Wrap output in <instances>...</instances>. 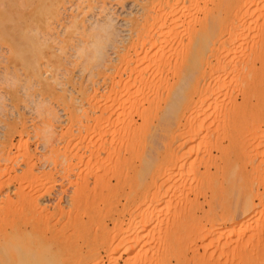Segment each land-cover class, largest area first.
Masks as SVG:
<instances>
[{
  "label": "rangeland",
  "instance_id": "1",
  "mask_svg": "<svg viewBox=\"0 0 264 264\" xmlns=\"http://www.w3.org/2000/svg\"><path fill=\"white\" fill-rule=\"evenodd\" d=\"M60 1L62 0L59 1L57 0V2L55 0H31L30 2H26V0H0V156H2L1 152L2 154H5L6 152H13V154L16 153L15 155L17 156L19 155L18 152H20V154H22L21 152H33L36 155V157L34 156L36 158L35 162H39L37 158L41 159L42 155L47 152L49 153L52 152V156L55 154L57 156L58 153L60 152L61 153L71 152L72 150L73 152H75L76 148L77 150L79 149L78 150L79 152H86L84 151L86 150V146L88 144H91L90 141H94L95 138L94 136L95 132L93 131V127L89 128L88 130L87 129L84 130V127H81L79 133L82 136L80 135L81 136L80 138L78 136L79 134H77L79 131V127L77 126L78 124L75 121L73 122V120H72L73 122L72 124L71 120L68 119L67 110H65L66 107L63 104L64 102L62 101V99L64 100V96H65V98L68 97L67 98L68 100L71 96H73V101L78 100V102L86 103L85 100L81 99L80 86L81 87L87 86V84L92 82L91 79L95 81L96 84L93 83V85L95 84L94 86H96V89L100 88L98 89V92L101 95L99 94L100 96H98V98L99 97L101 98V96H105L104 94L107 92L106 91L107 84L102 78V74L101 73H100L101 75L98 74L99 73L98 69L101 70L102 66L95 64L96 61L94 59L93 60H89L87 58L84 59L85 57L81 55L80 56L77 55L76 57L73 53L74 50L72 46L77 44V39L81 37L80 33L82 29L84 30L85 27H88L91 24V22L93 23V21H97V19L98 21H101L106 11L111 12V15L115 17L114 23L116 25L115 40L112 42L113 44L110 43L106 48V52H107L106 58H108L109 62L111 63L108 62L106 64L107 66L116 64L115 66L110 67V69L111 68L114 69V70L111 69V71L112 73L115 72L114 74L116 79L119 80L116 74V72L119 69L120 71H123V80L126 81L127 79L129 72L121 70L124 67L125 63L123 62L122 64L123 66L121 65L123 60L121 59L120 54L122 55L128 53L127 54L128 57L130 54H133L134 47L132 46L133 47L132 49L131 45H129L131 44L129 43L130 40L128 39H131V37H133L135 31L134 30L130 31L129 30L130 26L128 27L127 25L128 23L125 22L128 19V17L130 16L133 17L134 15H138L137 13L139 11L138 10L139 5H137L133 0H63L62 1L63 3L62 2L60 3ZM184 2L188 4L186 5L184 3L185 6L187 7L189 6L191 9V12L189 9L186 10V14L189 15L191 13L190 14L191 16L186 15L187 17L185 16L184 18V21L187 20L184 22V29H183V32L185 30L186 34L183 33L185 35L184 36L182 35V37L184 38L182 39V41L184 42L185 47H187L186 46L188 42L187 38L189 37L188 35L191 33L190 31L197 30L199 27L196 28V26H200L199 23H201V21L203 23L206 22L204 20L206 9H203L204 6L203 2H205V6L206 3L208 4V6H210L209 5L210 2H208V0H204V1L185 0ZM227 2H223V3L228 4ZM26 3H29L31 5H28ZM57 4L59 5V7ZM262 4H264L263 0L260 1L259 4H257V6L255 7L256 9L254 8L256 11L251 12L250 18L247 19L248 22L247 21L245 22V29H246L245 36L247 35L248 36L244 37L245 39L243 42L242 40H240L241 42L239 41L237 46H235L236 48L234 47L236 55L235 58L234 56L232 57L233 58L232 63L234 66L228 69L229 73L227 72V74L229 76L224 75L226 73H223L221 70V78L219 77L220 79L219 81L218 80L216 81V79H213L212 80L213 82L211 80H207L208 82L211 81L209 82L211 86V90L209 89L210 92L212 91V89L214 91L211 92L212 94L210 95V97L212 99L210 98V103H208L209 106L206 103L200 108L198 107V105L200 104L198 102L199 95L198 98H196L197 97L196 94L199 90H197L196 92V90H193V88L190 89L193 92L195 91L194 93L191 91H190L191 93L189 92L187 93L188 90L184 91L185 92L184 95L186 96V97L184 96L185 98L184 103H186L184 104L185 107L183 105L182 107L180 104L173 105L174 102L172 103V100L173 101L175 100V96L179 92V90H175V88L173 90V87H171V85L173 84L174 76L172 75V72L171 73L169 72L168 74L166 72L167 75L165 76L168 80L167 82L170 81V86L163 88L161 90L164 92V93L161 92V95L159 94L161 98L159 97L158 99L161 100L159 102H157L158 99L155 100L156 104L154 103L155 101H152V104L154 103L153 107L150 102L149 104L145 102L142 106V109L140 108V110L137 113L134 112L133 113L134 115L132 114L133 115V119H132L133 121L131 122L132 124L128 122L129 123L128 125H132V129H133L139 127L142 122L141 112L143 113L148 107H152L153 110L151 109V114L154 113L152 118L153 123H151V128H152L151 130L153 136L152 134H150V138L152 140L148 138L151 141L150 143L149 142L146 143V144L149 143L148 145H145L146 148L144 147V150H146V152L145 151L136 152L137 155L134 154L135 156H133L132 158L133 162L131 161V164L129 163L130 161L128 162L126 161L127 163L130 164V166L129 164L128 166L126 165L127 169L126 168L125 169L127 170V173L126 170H124L125 172L121 170L122 168H124L125 164H127L125 163V160L123 158L124 161H122V163L125 164L124 166H122L123 164L120 163L119 168L122 167L120 170L123 171L124 174L129 173L130 177L127 176L124 179L126 182L122 180V182L120 181V183H117V180L114 177L112 176L110 177V182H111V184H109L110 188L108 187L107 184V188H104L105 191L104 195L102 197H99V200H96L97 203L95 205L96 207L95 209L98 212L99 211L101 212L100 214L102 216V219L104 220L103 222L107 225V227L104 228L103 232L102 230H98L95 232V234L93 233L92 235L93 239H95L96 242H99L100 237L104 238L105 235L107 236V240H108L111 237L110 234L111 231L114 228L118 229L119 225L121 228L119 229L123 231L121 236L122 238L127 237L133 232L138 234L139 238L141 239V242L139 245H137L132 255L133 261L130 260L128 261L129 263H127V261L125 260H127V258L129 257L125 252V250L121 249L120 252L118 251L119 252L118 256L120 255L119 264H162V263L163 264H217V263L220 264L221 262L225 264L226 260L228 262L230 259L226 258L228 256L223 257L221 255V251L223 250L222 254L225 256L226 253L224 254V252H226L225 250L226 248L223 246H225L227 242L232 241V240L227 241L225 237H227V234L229 235V232L231 231H233L231 232V234L233 233V235H231L232 238L240 235L239 236L240 240L243 239L241 240L242 243L245 242L250 244L249 246H247L248 249L246 248V251H244L243 249V251L239 253V256H241L240 258H243L241 260L243 264H247V263L251 264V262L253 263L261 260L260 258L263 259L264 257V155H263L264 154V67H263L264 55L261 57L262 59L257 57V54L261 53V51L263 50L262 48H264V45L262 44L263 41L260 38L261 37L260 35L264 33V12H262L264 11L263 9L264 5L262 6ZM55 5L56 8L58 7V9H54ZM258 5H260L259 8ZM205 6L204 8H206ZM226 6H225L226 11H229V9L227 10V8H229L228 5ZM223 8L224 7L222 5V8L220 10H223ZM254 9L252 11H254ZM188 11L189 13H187ZM223 12L225 11L223 10L221 11V13L219 12V14L222 15L223 17L224 16L226 17V15ZM229 13L226 12V14ZM125 18L127 19L125 20ZM229 18H231L232 21H235V23L236 20L240 21V19H242V17L240 19H238V17L237 18L233 17L235 18V20H233L232 16ZM72 19H75V21H77L79 25V28H81L77 30V32L79 31L78 33L76 32V30H73V32H71L72 31L71 24H73L74 22V20ZM198 19H200V21ZM224 20H225L224 22H226L227 20L230 19L227 18V20L226 19ZM83 22L84 24H82ZM197 22H199L198 25ZM28 24L29 27H27ZM52 25L54 26L52 27ZM51 29L52 31H50ZM172 30L173 32H175L173 28ZM237 30H236V36H238L241 39L242 34L240 33H242V31L240 30L237 31ZM180 33L181 32H179V34ZM47 34L50 35L49 36L50 38L48 37ZM223 34L226 35L225 37L227 38L228 36L227 32H224ZM36 35L39 38V40L36 39L37 38ZM172 35L175 34L172 33ZM224 35L222 39H226ZM28 36L29 38L31 37L29 40H28ZM135 37L136 36L134 35L133 38ZM226 44L228 45V42ZM260 45L262 46V48ZM122 48L123 49L127 48L125 50V53H122L124 51ZM128 49L129 52H127ZM119 51H121V53H118ZM119 57L121 60L119 59ZM173 60H175V57L173 58ZM37 64H39V66L43 70V74L41 77L42 79H40L41 81H39V79L36 78L35 74H33V70L37 68L34 65ZM216 64L218 65V63ZM96 65L98 66L96 67ZM116 66H120L117 67L118 70L116 69ZM95 68L98 69L96 70ZM220 69L221 67H219V69L217 68L218 71ZM111 71H108V73L109 72L111 73ZM92 72L93 73L95 72L94 73L95 76L91 75L93 74ZM62 73L65 76H63ZM218 73H220V71ZM53 76L57 77L63 83L66 81L63 86L66 89L65 91L55 88V90L56 91L58 90L59 92L58 91L53 92L50 89L51 87L50 88L48 87V85L51 83V80H53L54 78ZM124 77L126 78L124 79ZM159 80L165 81L164 78L163 79L159 78L158 81ZM132 82H134V80H131L130 83L132 84ZM208 82L205 81V83L203 84V88L200 89V91H202L204 94H205L204 91L207 90L208 88V85H206L208 84ZM52 83L54 82L52 81ZM218 85L221 90L218 88ZM215 88H218V91ZM63 92H65L66 95ZM203 93L200 92V95L201 94L203 95ZM187 94L190 95L191 97L190 99H188L189 95ZM56 95L59 97H57ZM113 96L114 97L117 96L116 98H114L115 100L118 99V95L112 94L111 97L113 98ZM172 96L174 97L172 98ZM243 96H245L246 98ZM195 98L198 100H195ZM186 99L189 101H187ZM211 102L213 103L212 105H210ZM62 104L64 105V107ZM156 105L159 107H157ZM188 105H190L189 108ZM176 106H181V109L183 108V110H181L180 107H176ZM44 107L45 109L50 107L51 110L55 112L56 117L53 120L51 115H49V113L47 114L48 109L47 111H45ZM202 108L203 109L205 108L204 109L205 112H203ZM165 111L169 114H167ZM180 111L181 113L183 111L184 115L181 114ZM163 112H165V114ZM97 114H99L98 110H97ZM178 115H179V119L183 115V117L181 118L182 122L179 126H177L178 125L177 122L174 121L176 116L178 118ZM23 118L25 121L24 123H26L27 125L23 124L22 122ZM46 121L52 124L48 129L51 130V133L52 131L54 132L52 134L53 137L50 136L49 138L48 135L49 132L46 129L47 126H45ZM167 123L168 125L170 123V125L167 126ZM123 124H125L123 125V128L128 126L126 125L127 123L123 122ZM154 128L155 130L157 128L158 131L157 130L156 131L158 133L154 132L155 131L153 130ZM23 129H25L26 131ZM70 131L72 133L74 132L73 134H76V136L80 138L78 142L75 141L76 142L75 144H74V140H69L70 137L69 135L72 134ZM191 133L194 135H192ZM46 134L48 135V140ZM124 134H125V129L120 135L115 136L118 139V143L121 142ZM92 138L93 140H91ZM113 138L110 137L109 140L108 139L105 140L106 150L110 149V146L113 145L112 143L117 142L116 139L113 141L112 140ZM79 143L82 144L81 145L82 147L80 145L78 147ZM75 145L77 147H75ZM96 145L97 147H99L98 146L99 143ZM153 145L155 149L157 148L156 149L157 151L155 152L156 153L155 157L157 156L156 158L158 159L156 158L154 159V165H153L154 174L153 172H151L152 176L147 174L148 176L146 180L149 183L150 181L148 180H152L153 182L152 184L153 186L154 185L155 186L153 188V186L150 185L148 187L149 189H147L143 184L142 187H140L141 185L139 182L143 183L142 180L139 179L140 177L138 178V182H136V180L134 179L133 174L136 173V171L132 170L133 168L132 166L134 167L139 166L141 160L143 159V157L141 158V156H144L146 154L145 157H147V152H148L147 150L149 149L150 146L153 147ZM168 148L169 149L172 148L174 152L176 151L180 153L182 152L184 155H188V157L190 158L189 160H193L196 157L200 160L201 158L199 157H201L202 155L204 156V154L207 152L210 153L211 155L216 156L217 158L220 157L221 155L220 152H231V154L232 152H235L234 154L231 155V157L233 156L232 159L235 161L234 162L232 160L235 164L233 165L235 166V174L233 178L235 187L233 190L231 202L226 204L227 202L225 200L224 201L227 208H231L230 212L233 215L232 217L239 218L240 223L239 221H237L232 225L231 223L232 219H228V218L224 219L225 212L228 209L222 202L223 200H221L223 199L222 195L218 196L217 201L216 199L214 201L210 200L211 198L209 197H206L205 199V197L202 195H201L202 197L201 196L198 197L199 199V200L197 199L198 201L195 200L196 199L195 191L197 190V188L199 187L201 188L205 186L204 184H206V180L208 179V177L205 176L207 177V179H205L203 175L198 173H193V171L189 169V165H191L192 163L191 164L188 163L189 164L188 167L183 168L184 170H182V167L181 168L179 167L180 164H178L177 167L175 166V168L174 167L170 168L171 163H169L170 160L167 159V157H169V154L167 152L169 151ZM172 149H170L171 152L173 151ZM53 152H58V153L54 154ZM103 153L104 155H107V152L106 153L103 152ZM128 153H129L128 151L126 152L124 151L125 156ZM138 153L139 154L143 153L144 155L143 154L140 155L139 158ZM148 153L150 154V152ZM236 154L237 156L235 157L234 155ZM111 155L109 157L111 159L113 157L114 160L115 155L114 154ZM56 156H54V158ZM160 157L163 158V160ZM5 158L6 157L3 158L4 162L2 161L3 159L0 158L1 159L0 179L3 175L1 173L3 172L5 166L8 165L7 164L8 162L7 163L5 162ZM159 158L160 161H158ZM113 162L114 161H112L111 167L116 165V163ZM4 163L6 164L5 166ZM160 163H163V166H161L162 164ZM18 164L19 163L14 165L17 173L20 172L22 168V164L20 163L19 167L17 166ZM54 164L52 165L49 164L44 168V170L46 169L45 171L48 172L46 173V175H44L46 177L43 178L41 176L42 178L40 180L42 182L44 181L45 183L46 182L45 179L48 177L47 179L51 181V184L52 183L54 184L56 190L61 189L60 182L61 183L63 182L62 184L65 183L64 186L68 190V193L69 192L71 193V191H73L72 189L76 188L75 183H78L79 179L77 178H79V176L75 175L74 177V175H72V179L74 181L73 184L75 185L65 181V179L64 182L63 179L61 180L59 178L60 176L58 170L60 166L55 167V169L57 168V170H55L53 167L55 166ZM157 165H159L158 171L156 168ZM166 166L168 168H166ZM211 168H212L211 170L213 171L214 167ZM49 169L53 172V173L51 172L53 175H51ZM202 169H204L203 166L201 167V170ZM6 170H7V166L4 172ZM189 171L190 172L192 171V173H189ZM47 174H50L52 177H50ZM191 175H194V177ZM54 176H56L55 177L56 181H54L53 178ZM202 177L204 179V182L200 183L203 181L201 180ZM50 178H52L53 182ZM58 179L60 180V182H57L59 181ZM198 179H200V181L196 182L198 181ZM4 180L5 179H3V181ZM40 180L37 181L39 182ZM3 181H1L2 184H4L3 186L0 182V189L2 190L0 192V205L2 204L1 199L5 198V194L9 195L12 199L16 198L15 189L18 190V188L15 187L19 185L18 182H16L14 184L10 183L12 186L7 187L6 186L7 180H5V182ZM92 182H93V177L90 178V184H92ZM191 182L192 183L194 182V185ZM195 183L197 187H195L196 186ZM51 184L47 182L45 185L47 187H51ZM136 184H139L140 186L139 185L137 186ZM111 185L114 186L111 187ZM143 187L146 188V189L144 188L146 191L149 190L148 192L150 194L147 192L148 195L146 196L144 195L142 197L141 201L144 202L142 204L141 201L140 202L138 201V196L136 195L137 194L143 195V193H139V190L140 192L144 190ZM117 190L119 194L117 193ZM106 192L109 193V196L107 194V198L105 197ZM155 193H157L158 196H156ZM144 194L146 193L144 192ZM154 194L159 202L158 201L152 202V198L155 197ZM68 197L65 196V199L62 200V204H61L62 206L66 207L68 205V201H69ZM159 197L161 199H158ZM207 199L209 204L206 201ZM56 200L51 199L50 201L45 202L51 212L53 211V208L56 205V203H58ZM193 200L195 201L193 202ZM210 202L215 203V205L212 203L213 205L211 206ZM190 204L193 205L190 206ZM248 204H250L251 207H249ZM189 206L190 208L191 207L192 208L190 209ZM245 206L246 208L249 207V210L250 209L251 210L247 212L248 214L246 213V215L243 217L242 214ZM222 208L225 211L222 210ZM143 209L146 212L145 217L144 215L143 216L141 215V213L145 214ZM184 209L186 210L184 211ZM210 212L212 213V215ZM185 213L187 214L184 215ZM147 215L149 219L151 217L150 222L151 224H153L149 227L150 231H152L150 234H147V232H142V230H138L137 228L133 227L134 221L141 222L142 219L143 220L146 219ZM141 216L142 218H139ZM132 220L134 221L132 222ZM115 221H120V222H115ZM114 222L119 224L116 225L118 227L115 226ZM220 226L224 228L222 229L221 232H216V229L220 228ZM241 229L243 230L241 231ZM238 231L241 232V234H238L237 233ZM101 234L103 235L99 236ZM96 239L99 241H97ZM238 239L239 238L237 239L234 238V241L235 240L237 241ZM220 248L223 249L221 250ZM101 254L103 256V262L101 264H109L108 262H110V260H108L109 258L106 255L105 250L101 249ZM222 257L225 260H223ZM161 260L164 262H162ZM237 260L238 258L236 259V261Z\"/></svg>",
  "mask_w": 264,
  "mask_h": 264
},
{
  "label": "bare ground",
  "instance_id": "2",
  "mask_svg": "<svg viewBox=\"0 0 264 264\" xmlns=\"http://www.w3.org/2000/svg\"><path fill=\"white\" fill-rule=\"evenodd\" d=\"M30 1L31 0H26V2H30ZM55 1L57 2V0H55ZM62 1H60V3ZM133 1H135V3L137 5H139V7H138L139 11L137 10L138 15H134L133 17L130 16V17H128V19L125 18V20L126 19L127 20H126V22L124 21L125 23H128L127 24L128 27L130 26V28H129L130 31L131 30L135 31V34L133 31V34L136 37L133 38L134 35L132 34L133 37L130 36L131 39H128V40H130L129 43H131V44H129V43L128 44L131 45V47L132 46L134 47V49L132 47L133 54H130L128 57L127 56L128 53H125V50L127 48L126 49L122 48L124 50L122 53H125V54H122V55L120 54L121 59L123 60L121 65L123 64V62L125 63L124 67L121 70L129 72L128 76L126 74V76H127L126 81L123 80V71H120V69L119 70L117 69V67H120V66H116V69L118 71L115 69L117 71L116 74L119 78V80H118L115 78V74H114L115 72L112 73V71H111L112 68L110 69L111 66H115L116 64L111 65V66L110 65L107 66V64H106L109 62L108 58H106V55H107L106 54L107 53L106 48L110 43H112L115 40V34H116V27H115L116 25L114 23L115 17H113V15H111V12L106 11L104 13V17L102 18L101 21H98V19H97V21H93V23L91 22V24L88 27H85L84 30L82 29L83 32L81 31V33H80L81 37H79L77 39V44L72 46V48L74 50L73 53L76 57H77V55L78 56L81 55V56L85 57L84 59H86V58L89 60L94 59L96 61L95 64L102 66L101 70L98 69L99 67L97 68L99 71L98 74H100V73L102 74V78L104 79L105 83L107 84L106 85L107 90L105 88V90L107 92L104 94L105 96H101V98L100 97L98 98V96L101 95L98 92V89H100V88L96 89V86H94L96 83L93 79H91L92 82L87 84V86H84V87L80 86L81 99L85 100L86 103L78 102V100L73 101V96H71L68 100H67L68 97L65 98V96H64V100H63L62 99L63 95L61 98L62 101L64 102L63 104L66 107L65 110H67L68 119H70L71 122L73 120V122L75 121L78 124L77 125L75 123L79 127V131L77 134H79L78 136L80 138L82 136L79 133L81 130V127H84V130L85 129L88 130L89 128L93 127V131L95 132V134H94L95 138L92 136L94 138V141H90V139H89L91 144H88L86 146V150H84L86 152H79L78 151L79 149L77 150V148H76L77 151L75 150V152H73V150L71 152H63V153L53 152L54 154L58 153L57 156H56V154L52 156V152H50V153L47 152V153L42 155L41 159L37 158V160H39V162H35L36 155L33 152H21L22 154H20V152H18V154H19L18 156L15 155L16 153L13 154V152H6L5 154H2V152H1L2 156L6 155V156H3V158L6 157L5 162L6 163L8 162L7 163L8 165H6L4 163V166L5 165L7 166V170L4 172V170L6 168V166H5L3 172L1 173V174H3L1 177L2 180L1 179L0 180L1 181H3V179L7 180L6 181L7 187L12 186L10 183L14 184V183L18 182L19 185L17 187L14 186L15 188H18V190L15 189V193H16L15 199H12L7 194H5L4 199H1L2 204L0 205V264H101L103 262V256L101 254V249L105 250V253L109 258L108 260H110V262H108L109 264H119V259H120L119 256L120 255L118 256V253L120 252L121 249H124L125 252L127 253L128 257H129L125 261H127V263H129L128 261H130V260L133 261L132 255H133L137 245L140 244L141 239L139 238L138 234L135 232L128 235L127 237L122 238L121 236H122L123 231L120 230L121 229L120 225L118 223H115V222H120V221L114 222L115 226L119 225L120 229L114 228L115 230L113 229L111 231V233H110L111 237L108 239L109 241L107 240V236L105 235V233H104V235L106 236V238H105V236H104V238L100 237V241L96 239L99 242H96L95 239H93V237H92L93 233L95 234V232L98 230H102V232H103L104 228L107 227V225L103 222L104 220L102 219V216L100 214L101 212L100 211L98 212L95 209L96 208L95 205L97 203L96 200H99V197H102L104 195V192H105L104 188H107V184H108V187L110 186L109 184H111V182H110L111 176L117 180V183H120V181L122 182V180H124L127 176H129V173L124 174V172H125L124 170L127 169V166L129 163L131 164V161L133 162L132 158H133V156L137 155L136 152H138V151H145L146 152V150H144V147L146 148L145 145H148L150 143V141L152 140L150 138V134H152L151 123H153L152 118H153L154 113L152 112L153 114H151V109H152L154 103L156 104L155 100H157L159 97L161 98V96H159V94L161 95V92H163L161 90L163 88L170 86V81L167 82L168 80H167L165 75H167L169 72L170 73L172 72V75L174 76V80H173V84L171 85V87H173V90H174V88H175V90H179V92L176 91V92H178L176 94V96L174 95L175 100L174 101L172 100V103L174 102L173 105H176V104L179 105L180 104L181 106L183 105L184 107H185L184 104H186V103H184V100H185V98H184L185 92L184 91L188 90L187 93L188 92L191 93V92H193L191 90L193 88V90H196V92H197V90L200 91V89L203 88V84L205 83V81L208 82L207 80L212 81L213 79H216V81L217 80L219 81L220 80L219 77L221 78V70L223 73H226L224 75H228L227 74L228 69L230 67L234 66L232 63L233 62L232 57L234 56V58H235V55H236L234 47L237 46V44L239 43L240 40H242V42H243L245 39L244 37L248 36V35L245 36L246 35V33H245L246 32L245 22L247 21V19L250 18L251 12L256 11L255 7L262 0H258V1L257 0H229V1L227 0L228 2L225 0L224 1L223 0H208V2H210V4H209L210 6H208L207 3L205 6V2H203L204 6L206 7V8H204V6H203V9H206V14L204 16L205 19L204 18L203 19L206 22H204V23L202 21H201V23L197 22V25L199 23L200 26H196V28L197 27H199V28L195 31L194 30L190 31L191 33L189 35L187 34L189 36V37L187 36L188 37L187 38L188 42L186 45L187 47H185L184 42L182 41V39H184L182 37V35L184 36L186 34L185 30L183 32L184 22L187 21V20L184 21V18L187 15L186 10L189 9L191 12V9L189 6L188 7L185 6V4H186L184 2L185 0H133ZM223 2H227L228 4L223 3ZM263 3H264V0H263ZM26 4L31 5L29 3H26ZM186 5H188V4H186ZM222 5L224 7L223 10L225 11L223 13L226 15V17L228 16L227 18L230 20H227V18L225 16H224L225 17L224 18L222 15L219 14V12L221 13V11H223V10H220L222 8ZM226 5H228L229 8H227V10L229 9V11H226V7H227ZM263 5L264 4H262V6ZM58 7H59V5H58ZM58 7L56 8V5H55L54 9H58ZM259 7H260V5H258V8ZM262 8H261V10H262ZM200 9H201V7H200ZM253 9H254V11H252ZM261 10H260V12H261ZM56 11H58V10H56ZM195 11H196V9H195ZM203 11H205V10H203ZM226 12H228V13L230 12V13L226 14ZM241 12H243V13H241ZM262 12H264V11H262ZM187 13H189V11ZM189 15H187V16H189ZM230 15L232 16V18L238 17V19H240L242 17V19H240V21L236 20V23H235V21H232L231 18H229V17H231ZM253 16H254V14H253ZM222 17L229 22H227V21L224 22L225 20ZM75 19H72V20H74V22L72 21L73 24H71L72 25L71 26L72 27L71 32H73V30H76V32H77V30L81 29V28H79V25H78L77 21H75ZM191 20H192V18H191ZM198 20L200 21V19H198ZM201 20H202V17H201ZM233 20H235V18H233ZM127 21H129V22H127ZM82 24H84V22ZM53 26L54 25H52V27ZM246 26H247V24H246ZM27 27H29V24L27 25ZM50 27H51V25H50ZM172 28L174 29L175 32H173ZM194 29H195V26H194ZM236 30L242 31V33H240V32L239 33L242 34L243 39L242 38L240 39L238 36H236ZM25 31H26V29H25ZM50 31H52V29ZM179 32H181L182 34L181 33L179 34ZM224 32H227V35H228L227 38L225 37L226 35L223 34ZM172 33L175 35H172ZM183 33H185V34H183ZM240 34H238V35H240ZM223 35L226 39H222ZM49 36L50 35H48V37ZM260 36H261L260 37L261 40L263 41L262 44L264 45V33L261 34ZM36 37H37V35H36ZM30 38L28 36V40ZM51 38H53V37H51ZM36 39L39 40L38 37ZM44 39H46V38H44ZM225 41H226V43L228 42V45L225 43ZM129 45H128V47H129ZM116 46H117V44H116ZM261 48H262V46H261ZM129 49H130V47H129ZM129 49L127 50V52H129ZM262 49L263 50L261 51V53L257 54L258 58H261L264 55V48H262ZM222 50H223V52H222ZM121 51H119L118 53H121ZM130 53H132V52H130ZM172 56H173V58L175 57V60H173ZM119 59H120V57H119ZM120 60H119V62H120ZM230 60H232V61H230ZM119 62H118V65H119ZM109 63H111V62H109ZM216 63H218V65ZM39 64H37L38 66L34 65L37 68H35L33 70V74H35L36 78H38L39 81H41L40 79H42L41 77L43 74V70L41 69ZM92 65H93V63H92ZM92 65H90V66H92ZM98 65H96V67ZM103 66H105V67H103ZM219 67H221V69L219 70L220 73H218L219 71L217 70V68L219 69ZM215 69L217 70V72ZM257 69H258V67H257ZM90 70H92V69H90ZM112 70H114V69H112ZM108 71H111V73L110 72L108 73ZM166 72H167V74H166ZM89 74H91V73H89ZM93 74H91V75L95 76V74L94 75ZM62 75L65 76L63 73H62ZM125 78L126 77H124V79ZM159 78H162V79L164 78L165 81H162V80L158 81ZM89 80H90V78H89ZM131 80H134V82H132V84L130 83ZM52 81L54 83H52ZM211 81H209V82H211ZM209 82H208V84H206V85H208V88H207V90L204 91L205 94L202 91H200V92L203 93V95L202 94L200 95L199 91L196 94L197 95L196 98H198V95H199V100L201 101L200 102L198 99L195 98V100H198V102L200 103L198 105L199 108L201 106L205 105L206 103H207V105H208V103H210V98H211L210 95L212 94L211 92L213 91V89L210 92L211 86H210ZM51 83L50 84L48 83L49 84L48 87L49 88L51 87L50 89L53 92L56 91L55 88L61 89L62 91L66 90L65 87H63L64 83L61 80H59L57 77H54L53 80H51ZM93 83H95V84L93 85ZM218 88H219V85H218ZM218 88H215V89H217V91H218ZM167 89H169V88H167ZM63 93L65 94V92H63ZM54 94H56V93H54ZM112 94L118 95V99L117 100L114 99L117 96L116 97L113 96V98H112L111 97ZM173 94H174V92H173ZM167 95H168V93H167ZM187 95H189V94H187ZM174 96H172V98ZM57 97H59V96H57ZM188 97H189L188 99L191 98L190 95ZM243 97H245V96H243ZM192 99H193V97H192ZM160 100L158 99L157 102H159ZM216 100H217V98H216ZM152 101H155V102L152 104ZM187 101H189V100H187ZM145 102L148 104L150 102L152 104V107H148L143 113L141 112L142 116L141 115L140 116L142 118V122H141L140 126L132 129V125H128L129 124L128 122L131 123L133 121L132 120L133 115H134L133 113L134 112L137 113L140 110V108L142 109V106ZM212 104L213 103L211 102L210 105H212ZM64 105H63V107H64ZM181 106H176V107H180V109H181ZM189 106L190 105H188V108H189ZM157 107H159V106H157ZM47 109H48V111H47ZM204 109H203V112H205ZM44 110L47 111V114L49 113V115H51L52 120L56 117L55 112H53V110H51L50 107L46 108V109L44 107ZM97 110L99 111V114H97ZM181 110H183V108ZM184 110H185V108H184ZM165 112H163V113L165 114ZM168 112H170V111H168ZM198 112H200V111H198ZM180 113H181V111H180ZM167 114H169V113H167ZM174 114H175V112H174ZM181 114L184 115L183 111ZM179 115H178V118L176 116L177 119H179ZM183 115H182V117H183ZM165 116H167V115H165ZM171 116H172V114H171ZM154 117H155V115H154ZM156 117H158V116H156ZM168 117H169V115H168ZM176 118L174 119V121H176L178 124L177 126H179L182 122L181 118L179 120H177ZM22 122H23V124H26V123H24L25 122L24 118H23ZM73 122H72V124H73ZM123 122L127 123L126 125H128V126L123 128V125H125V124H123ZM45 123L47 124V125L45 124V126H47L46 129L49 132L48 133L49 138H50V136L53 137L52 134L54 132L52 131V133H51V130L48 129L52 124H50L47 121ZM164 123H165V121H164ZM133 125H135V124H133ZM159 125H160V123H159ZM159 125H158V127H159ZM169 125H170V123H169ZM169 125L167 123V126H169ZM45 126H44V129H45ZM71 128H72V126H71ZM157 128H156V130H157ZM124 129H125V134L123 136V139L121 140L120 143H118V139L115 136L120 135L124 131ZM23 130H25V129H23ZM153 130H155V128ZM156 130L154 132L158 131V130L157 131ZM207 131H208V129H207ZM44 132H46V131H44ZM50 133H51V135H50ZM73 133L72 134L69 133L70 134L69 140H74V144H75L76 142H78V140H80V138L77 137L76 134H73ZM48 135H47V140H48ZM192 135H194V134H192ZM205 135H206V133H205ZM152 136H153V134H152ZM110 137H112V138L114 137L112 140L114 141L116 139L117 142L112 143L113 145L110 146V149L106 150L105 140H107V139L109 140ZM206 137H207V135H206ZM209 137H211V136H209ZM93 138L91 140H93ZM148 138H150L151 140H149ZM147 142H149V143L146 144ZM95 143L96 144L99 143V145H98L99 147H97V145ZM123 143H125V144H123ZM79 145L81 146L82 144L79 143L78 147H79ZM75 147H77V146L75 145ZM83 147H84V144H83ZM66 148H68V147H66ZM172 148H170V149H172ZM156 149L154 148V145H153V147L150 146L149 149L147 150L148 152H150V154L147 152V157H145L146 154L144 155L143 153H140V154L138 153L139 158H140V155H142V154L144 156H141V158L143 157V159L141 160L139 166H137V167L135 166L136 168L134 166H132L133 167L132 170L136 171V173L133 174L136 182H138L139 177H140L139 179H141L143 182V183L139 182L141 186L139 184H136L137 186L139 185L140 187H142V184H143L147 189H149L148 187L150 185L153 186L152 180H148V181H150V183H149V182H147L146 179H147L148 175L152 176L151 172H153V174H154L153 165H154V159L157 157V156L155 157V154H156L155 152L157 151ZM170 149H169V151H167L169 154V157H167V159L170 160L169 163H171L170 168H173V167L175 168V166L177 167V165L180 164L179 167L180 168L182 167V170H184L183 168L188 167V165H189L188 163H190V164L192 163L191 165H189V169H191L193 171V173H198V174L203 175L204 177L205 176L208 177V179H207V177H205V179H207L206 184H204L205 186H203L201 188L199 187L195 191V195H196L195 196L196 199L194 197L195 200H197L198 197L202 195L205 197V199H206V197H209V198H211L210 200L214 201L216 199V201H217L218 196L222 195L223 199H221V200H223L222 202L224 203L225 206H226V204L231 202L233 190L235 187V183L233 182V180H234L233 178H234V174H235V166H233V165H235L234 164L235 161L232 159L233 156L231 157V155L234 154L235 152H232V154H231V152H220L221 155L219 154L220 155L219 158H217L214 155H211L208 152L207 153L204 152L205 153L204 156L202 155L201 157H199V158H201L200 160L197 157L194 158L193 160H189L190 158L188 157V155H184L182 152L181 153L177 152V151L174 152L173 149H172L173 151L171 152ZM158 150H160V149H158ZM124 151L125 152L128 151L130 153V154L128 153L129 156L127 154L126 155L127 157H126L124 155ZM103 152H105V153L107 152V155H104ZM111 154L115 155L114 160H113V157H112V159L109 157ZM237 154L234 156L236 157ZM2 156H0L1 159H3ZM54 156H56V157L54 158ZM111 156H113V155H111ZM123 158L125 160V163H127L128 161H130V162L127 164L122 163V161H124ZM160 158L158 161H160ZM156 159H158V158H156ZM161 159L163 160V158H161ZM2 161L4 162V159ZM112 161H114L116 163V165L111 167ZM17 163H19L17 165L18 167H19L20 163L22 164L21 171L18 173L16 172V169L14 167V165ZM120 163L123 164V165L121 164L122 166H124V164H125V166L126 165L127 166L126 167L124 166V168L121 167L122 168L121 169V168H119ZM231 163H233V164H231ZM49 164H51V165L54 164L55 165V166H53L54 169H55V167L60 166L59 170H58L59 176H60L59 178L61 180L63 179V181L65 179V181L73 184L74 181L72 179V175H74V177H75V175L79 176V178H77V179H79L78 183H75L76 188L74 187L75 189H72L73 191H71V193L70 192L68 193V190L64 186L65 183L62 184L63 182L61 183L59 179H58L59 181H57V182H60V185H61V189H59V190L55 189L54 184L53 183L51 184V181L49 179H47L48 177L45 179V181H46L45 183H44V181L42 182L40 180L42 177L43 178L46 177L44 175H46V173L48 171L46 172L45 171L46 169L44 170V168L46 166H48ZM130 164H129V166H130ZM160 164H162L161 166H163V163H160ZM167 164H168V162H167ZM159 165H157V167H156L157 171H158ZM202 166L204 167V169L201 170ZM211 167H214L213 171L211 170L212 169ZM162 168H164V167H162ZM166 168H168V167L166 166ZM120 169L123 170L124 172L121 171ZM136 169L138 170V172ZM55 170H57V168ZM94 170H95V172H94ZM96 170H97V172H96ZM112 171H114V172H112ZM192 171L191 172L189 171V173H192ZM49 172L51 173L52 171L50 170ZM52 173H51V175H53ZM126 173H127V170H126ZM56 174H58V173H56ZM47 175L52 177L50 174H47ZM191 176L194 177V175H191ZM55 177L56 176L53 177L54 181H56ZM91 177H93L92 184H90V178ZM129 177H128V179H129ZM190 178H192V177H190ZM50 179L52 180V178H50ZM154 179H155V176H154ZM5 180L3 182H5ZM37 180H40L39 182H41V183H39ZM47 180H49V181H47ZM201 180H203V181L200 183H203L204 182L203 177ZM155 181H157V180H155ZM199 181H200V179H198V181H196V182H199ZM47 182H49L51 184V187H47L45 185ZM52 182H53V180H52ZM75 182H77V181H75ZM42 183H44V184H42ZM1 184H2V182H1ZM75 184H73V185H75ZM192 184L194 185V182ZM3 185L4 184H2V186ZM195 185H196V183H195ZM201 185H203V184H201ZM66 186H67V184H66ZM112 186H114V185H111V187ZM154 186H153V188H154ZM145 187H143V189ZM195 187H197V185ZM144 190L143 191L141 190L142 192H140V190H139V193H143V195H141V194L136 195V196H138L139 202L142 200V197L144 195L146 196L149 193L148 192L149 190L148 191H146V190L144 191ZM1 191L2 190L0 189V192ZM107 192H108V190H107ZM107 192L105 194L106 198H107V194L109 196V193H107ZM144 192L146 194H144ZM152 192H153V190H152ZM117 193H118V190H117ZM155 194H156V196H158L157 193H155ZM155 194H154V196H155ZM65 196L66 197L69 196L68 197L69 198L68 205L66 207L61 205L62 200L65 199ZM151 196H153V195H151ZM155 197L152 198V202L158 201L157 197L156 198ZM55 198L58 199L59 201L56 200ZM145 198H144V201H145ZM51 199L56 200L58 202V203H56V205L54 204L55 206L53 205L54 208H53L52 212L49 210L48 206L45 203L46 201H50ZM158 199H161V198L159 197ZM195 200H193V202ZM224 200L227 202L226 204H225ZM206 201L209 204L208 199ZM141 202H142V204L144 203L143 201H141ZM199 202H197V203H199ZM210 203H211V206L213 204L215 205V203H213V202H210ZM137 204H139V203H137ZM191 205H193V204H190V206ZM195 205H196V203H195ZM190 206H189V208H190ZM246 206H245V208L242 207V208H244L243 214H242L243 217L246 215L247 212H249L251 210V209L249 210V207H251L250 204H248L249 207L246 208ZM185 207H186V205H185ZM223 208H222V210H224ZM226 208H227V206H226ZM144 209H146V208H144ZM186 209H184V211ZM227 209L228 210H226V212H225V215H224L225 218L224 219H227V218L232 219L231 220L232 225H233V223H235L237 221H239V223H240L239 218H237V217L233 218L232 217L233 215L230 212L231 208H227ZM193 210H194V208H193ZM144 212H145V210H144ZM223 213H222V215H223ZM186 214L187 213H185L184 215H186ZM190 214H191V212H190ZM141 215L142 216L144 215V217H145L146 212H145V214L141 213ZM211 215H212V213H211ZM142 216L139 218H142ZM180 216H178V217H180ZM139 218H138V220H139ZM147 218H148V215H147L145 220L140 219L141 222H135L134 220H132V222L134 221L133 227L137 228L138 230H142V232H147V234H150L152 231H150L149 227L153 224H151V222H150L151 217H150V219L148 218L149 220ZM196 219H198V218H196ZM116 227H118V226H116ZM223 228L224 227L220 226V228L216 229V232H221ZM242 230L243 229H241V231ZM231 232H233V231H231ZM231 232H229V235L227 234V237H225V239L227 241L228 240H232V241L227 242L226 245L223 246L226 248V249L224 248L226 250V252H224V254L226 253L227 255L225 254V256H224L222 254L223 248L222 249L220 248L222 250L221 255L223 257L228 256L226 258L230 259L228 262H227V260H226V262L224 261L225 264H243L241 261L243 258H240L241 256H239V253L241 251H243V249H244V251H246L247 246H249L250 244L245 243V242L242 243L241 240H243V239L240 240V237H239L240 235L237 237H234L236 239L239 238L237 241L236 240L234 241V238H232V236H231V235H233V233L231 234ZM237 233L241 234V232H239V231ZM102 235L103 234H101L99 236H102ZM235 235H237V234H235ZM96 238H97V236H96ZM143 249H145V248H143ZM145 256H146V254H145ZM257 256H259V255H257ZM222 258H221V260H222ZM237 258H238V260L236 261ZM260 259L263 260L264 257H263V259L262 258H260ZM223 260H225V259L223 258ZM261 260H259L257 262H253V263L251 262V264H264V260L263 261H261ZM240 261H241V263H240ZM162 262H164V261H162ZM222 264H224V263H222Z\"/></svg>",
  "mask_w": 264,
  "mask_h": 264
}]
</instances>
